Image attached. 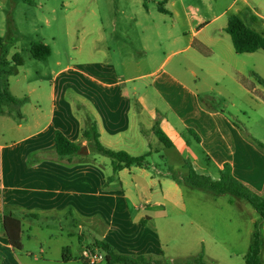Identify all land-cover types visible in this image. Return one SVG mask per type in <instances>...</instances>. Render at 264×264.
Here are the masks:
<instances>
[{
    "label": "crops",
    "instance_id": "0c3cea01",
    "mask_svg": "<svg viewBox=\"0 0 264 264\" xmlns=\"http://www.w3.org/2000/svg\"><path fill=\"white\" fill-rule=\"evenodd\" d=\"M114 6L113 34L98 10L83 43L87 58L104 57L99 63L80 65L74 56L54 61L52 49L48 60H38L31 43L21 49L14 43L10 50L8 88L20 104H6L0 114L1 264H78L89 248L105 257L93 246L95 240L121 254L156 261L164 260L171 245L206 252L232 250L235 244L249 250L253 242L255 231L249 244L250 220L243 219L250 214L246 200L194 188L184 179L187 163L214 181L229 165L235 178L264 197V163L261 173L251 170L249 134L239 126L246 112L216 108L209 86L229 80L247 101L255 97L262 85L251 79L255 73L249 64L263 50L238 54L225 29L235 15L264 34V0H117ZM121 25L126 27L120 30ZM111 35L114 46L102 45ZM165 50L171 53L161 60ZM15 55L21 66L13 64ZM112 55L120 69L107 62ZM203 56L210 61L202 62ZM92 124L104 147L134 157L150 155L149 165L115 174L112 159L92 150L83 136ZM156 125L170 147L155 135ZM57 131L86 150L71 159L59 157ZM187 189L208 193L188 194ZM225 196L232 199L222 202ZM4 217L20 221L22 250L11 246ZM62 221L71 228L66 230ZM251 221L255 229L260 219ZM35 223L47 230L59 223L58 234L78 237L82 250L67 246L60 258H51L56 236L37 237L44 229L34 230ZM261 232L264 264V222ZM86 233L90 244H85ZM32 240L35 244L27 245Z\"/></svg>",
    "mask_w": 264,
    "mask_h": 264
},
{
    "label": "rangeland",
    "instance_id": "374dc122",
    "mask_svg": "<svg viewBox=\"0 0 264 264\" xmlns=\"http://www.w3.org/2000/svg\"><path fill=\"white\" fill-rule=\"evenodd\" d=\"M98 10L104 16L105 27L108 29V32H112L113 34L112 26L116 18L113 0H0V37L11 35L9 26L12 25L15 32L13 36L15 37L16 48L21 49L29 43L32 44V42L38 41L48 45L53 50L52 60L54 61L60 58L63 62H68L69 56H74L80 65L87 64L88 61L89 63H99L98 61L104 60L102 59L104 57L90 59L82 53L84 51L83 43L87 40L88 35L94 28L93 23L97 20V18H94L93 13ZM119 17L123 18L124 16L120 15ZM125 27L121 25L119 29L123 30ZM114 38V35L109 36L107 43H103L102 45L107 44L106 46H108L110 44L113 47L114 43H116ZM164 53L170 54L171 52L170 50L161 51V60L165 58ZM259 55L260 58H256L254 63L251 62L249 67L253 74L255 73L262 78L264 76V52L261 51ZM183 56L185 57L186 54ZM110 61L115 62L116 67L120 69L118 60L113 55L111 58H107V62ZM201 61L206 63L210 59H206L203 56L201 57ZM216 61V59H213V63ZM251 79H255V76ZM126 86L133 87L131 84ZM209 86H212L214 89L212 95L216 100V108L226 109L227 106V110L233 113L238 112L240 108L246 112L245 116H240L241 123L238 124L244 135L249 134V166L253 172L258 173L256 168H262L261 162L264 163V87L260 86V89H257L258 91L254 94L255 97L250 95L247 101L246 97L241 96L239 87H236L235 84L233 85L229 80H226L220 86L212 84H209ZM206 88L207 86L203 85L202 92H205L204 89ZM202 95L203 93H201ZM151 96L152 93L147 94V97L152 99ZM165 96L168 97V92H165ZM261 172L262 169H260ZM186 191L188 194L208 193L200 190L193 191L187 189ZM228 199H232V197L225 196L221 201L223 202ZM205 204L211 205L212 203L208 202ZM244 204L250 211L249 216L244 215L243 218L244 222L250 220L248 231L250 244L253 237L251 230L255 231L251 219L253 217L260 219V216L250 204L246 202ZM61 224L66 230L69 227L66 221H62ZM32 227L34 230L39 227L44 229V232L40 231V233L36 234L37 237L42 239L51 235L56 236L52 240L51 251L49 253L51 258H60L62 249L67 246H71L74 252L82 250L78 237L73 238L67 234H58L59 223L50 224V230H47L43 224L38 223L32 224ZM85 235V244H90L92 242L91 238L87 233ZM25 237L24 241L28 242V239ZM241 237H243V240L246 239V231H244ZM33 241L27 243V245H34ZM169 248L163 260L164 263L168 264H187L190 258L200 257L203 252L200 249L182 250L176 245H171ZM87 250L89 255H101L96 251H91L90 248ZM215 250L208 249L206 252L204 251V264H246L245 256L248 252V247L244 248L241 244H235L232 250H219L218 248H215ZM82 255L86 257L84 254ZM78 264L83 263L79 262ZM100 264L104 263L101 262Z\"/></svg>",
    "mask_w": 264,
    "mask_h": 264
},
{
    "label": "trees",
    "instance_id": "16d2710c",
    "mask_svg": "<svg viewBox=\"0 0 264 264\" xmlns=\"http://www.w3.org/2000/svg\"><path fill=\"white\" fill-rule=\"evenodd\" d=\"M114 1L116 2L117 0ZM159 9L163 10L161 5H159ZM9 31L11 35L8 37H0V114L4 105L20 104V100H18L8 88L7 80L9 76L12 75L8 55L15 43V37L13 36L15 32L12 25L9 26ZM225 31L231 36L233 46L238 54H251L259 50L264 51V34L245 25L238 16L232 15L228 18ZM31 54L35 59L48 60L52 55V50L48 45L34 41L31 44ZM12 62L16 66L22 65V61L18 55L13 57ZM254 76L258 83L264 87V79L257 74ZM154 133L165 146H171L170 140L158 125L154 127ZM83 136L90 142L92 150L112 159L115 174L131 166L147 167L149 165L148 157L150 155L134 157L125 151H113L104 147L100 142V134L95 124L90 125L89 128L83 132ZM55 147L59 157L68 159L82 154L86 150V148L81 145L69 140L60 131H57L55 135ZM186 167L189 173L184 181L190 186L217 195L229 194L236 198L244 199L259 214L260 221L255 224L253 242L245 256V262L246 264H263L261 258L263 249L261 224L264 222V197L252 192L247 186L235 178L232 168L229 165L224 167L221 171L220 179L217 181H214L209 176L197 174L189 163H187ZM169 173L175 181H180V178L172 169H169ZM112 179L111 177L110 180ZM3 226L13 249L17 251L22 250L20 221L12 217H4ZM93 246L104 254L105 264H168L163 261L148 259L145 256L121 254L117 252L111 244L105 241L95 240ZM90 250L94 251L93 248H90ZM204 256L205 254L203 251L200 257L190 258L187 264H204ZM82 260L84 264H90L88 259L82 258Z\"/></svg>",
    "mask_w": 264,
    "mask_h": 264
},
{
    "label": "built area",
    "instance_id": "2783aa9c",
    "mask_svg": "<svg viewBox=\"0 0 264 264\" xmlns=\"http://www.w3.org/2000/svg\"><path fill=\"white\" fill-rule=\"evenodd\" d=\"M84 256H86L84 258L88 259L90 264H97L98 262L105 260L103 255H97V254L89 255L88 250L84 252Z\"/></svg>",
    "mask_w": 264,
    "mask_h": 264
}]
</instances>
